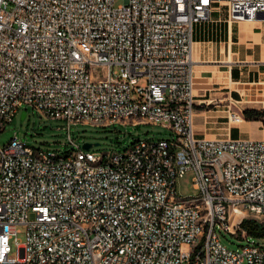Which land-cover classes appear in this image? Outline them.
<instances>
[{
	"label": "built area",
	"instance_id": "built-area-1",
	"mask_svg": "<svg viewBox=\"0 0 264 264\" xmlns=\"http://www.w3.org/2000/svg\"><path fill=\"white\" fill-rule=\"evenodd\" d=\"M218 9L229 26L254 22L264 0H0V133L32 109L66 123L70 152L52 162L61 151L17 134L0 146V264H264V239L242 228L264 225V139L195 135L194 38ZM78 125L171 138L86 151ZM190 172L198 195L181 197ZM221 233L246 244L229 250Z\"/></svg>",
	"mask_w": 264,
	"mask_h": 264
},
{
	"label": "crops",
	"instance_id": "crops-1",
	"mask_svg": "<svg viewBox=\"0 0 264 264\" xmlns=\"http://www.w3.org/2000/svg\"><path fill=\"white\" fill-rule=\"evenodd\" d=\"M212 23L215 31L202 32L198 27L194 38L195 45H211V53L202 52L200 60H194L195 135L199 139L235 140L254 139L258 133L264 139L261 122L245 120L238 126L228 122L229 105L241 113L264 108V14H258L254 22L229 26L226 14L218 9ZM246 99L263 106H244Z\"/></svg>",
	"mask_w": 264,
	"mask_h": 264
},
{
	"label": "rangeland",
	"instance_id": "rangeland-1",
	"mask_svg": "<svg viewBox=\"0 0 264 264\" xmlns=\"http://www.w3.org/2000/svg\"><path fill=\"white\" fill-rule=\"evenodd\" d=\"M121 4L122 2H117V6ZM200 28L202 32L205 31L207 33H212L213 30L215 31L217 29L216 26H213V23L204 24L200 26ZM210 48L211 45L208 44H196L194 46V60H200V53L202 52L206 54L211 53V50H209ZM248 101L249 100L246 99L242 105L263 106L261 103L253 104ZM23 112L27 113L24 120H22ZM259 122H261V130L264 131V120ZM66 128L67 125L63 121L53 120L33 113L32 109L26 110V108H24L21 113L14 118L12 123L6 126L5 131L0 133V146H7L10 140L17 134L22 142L28 143L32 147L64 152L68 149L66 144L69 142ZM71 135L79 144H99V146L93 147V151L95 152L111 150L121 152L123 149L127 148V146L131 147L137 140H169L171 138L170 131L167 128L147 125L127 128L118 126L117 129H101L92 126L78 125L72 126ZM254 139H261V137L258 133H255ZM193 177L194 174L190 172L185 178L178 182L177 189L181 197H196L198 195V192L194 188ZM218 232L220 231L218 230ZM19 238L23 241L25 239L24 234H20ZM220 238L223 245L229 250L236 251L246 244V241H242L227 233H221ZM251 240L253 241L254 239L251 238Z\"/></svg>",
	"mask_w": 264,
	"mask_h": 264
},
{
	"label": "bare ground",
	"instance_id": "bare-ground-1",
	"mask_svg": "<svg viewBox=\"0 0 264 264\" xmlns=\"http://www.w3.org/2000/svg\"><path fill=\"white\" fill-rule=\"evenodd\" d=\"M5 147H11V140L9 144ZM137 141H135L131 147L136 148ZM116 154H123V151L116 152ZM47 159H52V162H62V160H70V152H47ZM84 169L89 170H104L106 168L105 159H94L83 158ZM145 174H152V167H145ZM220 186H227V178H220ZM220 195H227V187H220ZM46 261H53V254H46Z\"/></svg>",
	"mask_w": 264,
	"mask_h": 264
},
{
	"label": "trees",
	"instance_id": "trees-1",
	"mask_svg": "<svg viewBox=\"0 0 264 264\" xmlns=\"http://www.w3.org/2000/svg\"><path fill=\"white\" fill-rule=\"evenodd\" d=\"M246 121H262L264 120V111L255 109H246L243 112ZM242 228L247 231L250 237L256 240L264 239V225L256 220L248 219L242 223Z\"/></svg>",
	"mask_w": 264,
	"mask_h": 264
},
{
	"label": "water",
	"instance_id": "water-1",
	"mask_svg": "<svg viewBox=\"0 0 264 264\" xmlns=\"http://www.w3.org/2000/svg\"><path fill=\"white\" fill-rule=\"evenodd\" d=\"M26 115H27L26 112L22 113V120H24L26 118ZM94 146H99V144L85 143L83 148H84V150L89 151Z\"/></svg>",
	"mask_w": 264,
	"mask_h": 264
}]
</instances>
